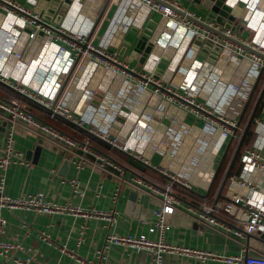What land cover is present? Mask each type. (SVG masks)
I'll return each instance as SVG.
<instances>
[{"label": "built area", "instance_id": "built-area-1", "mask_svg": "<svg viewBox=\"0 0 264 264\" xmlns=\"http://www.w3.org/2000/svg\"><path fill=\"white\" fill-rule=\"evenodd\" d=\"M107 1V8L118 6L114 13V15L118 14L117 19L111 18L110 20L108 39L113 31H116L113 35L115 37L118 32L131 25L142 31L144 24L151 22L154 15L159 16L158 24L152 31L159 46L157 54L153 57L155 59L152 69H149V74L141 73L130 67L128 61L118 57L106 44L95 45L89 40V35L85 31L68 27L64 21L61 24L53 23L54 26L29 7L18 5L11 0H0V6L7 13L13 11L17 13L14 19L15 25H11V37L19 43V45H12L9 55L3 59L2 50H0V60L2 63L4 61L14 62L15 68H19V64H22L24 69H29L30 74L36 76V79L35 77L33 79L39 84L32 85L28 81L19 80L8 82L3 78L2 71H0V82L6 83L23 98L45 109L49 117L58 116L73 123L110 148L127 153L142 164L166 176V181L150 185H147L140 176L134 175L129 178L136 187L149 189L160 199V206L152 211L153 225L158 231L157 239L150 240L141 234L138 236L110 235L106 240L108 243L129 246L136 251H149L150 259L145 264H163L164 255L169 253L193 257L197 261L195 264H206L209 259L221 260L227 264H264V254H249L244 248L243 253L223 256L199 249L172 246L163 241L167 229L166 216L176 210H182L190 215L196 226L201 229L209 225L229 231L238 238L264 235V101L253 119L254 139L251 143L243 145V153L240 155L242 163L240 174L231 175L229 187L218 200L210 203L202 202L194 205L180 199L175 194L174 184L188 189L191 188L190 184L179 178L171 169L160 164H153L135 142L137 127L147 125V131L143 133L141 139H149L153 132L151 125L154 123V115L163 114L171 120V124L164 128L165 134H167L166 130H170L176 141L177 139L185 140L189 134L195 133V137L201 140L205 136L208 144L209 140L217 135L218 143L214 145H218V150L222 148L224 142L234 137L236 116L242 111L244 101H248L254 83L261 78V88L264 85V30L250 26V18L244 15L242 18L245 22L240 21L244 23L243 29L250 27L254 29V34L243 36L237 30H241V25L235 27L232 25L233 21H228L230 26L226 27L217 22L215 15L209 16L204 11H195L183 0H82V2L63 0L56 1L57 7L53 14H55L54 17L62 20L65 16L64 5L67 2L84 3L85 5L98 4L97 7L101 9ZM226 1L228 3V0ZM238 1L231 0L230 2L233 3L232 6L235 4L238 6ZM245 1L247 4L244 7V14L250 11L251 13L260 11L258 10L260 0ZM77 11L81 13V10ZM260 15L264 18L263 13ZM79 18L82 17L79 16ZM117 23L119 27L114 29ZM76 24L74 23L73 26ZM262 24L264 25V22ZM173 35L177 36L175 43L171 41ZM30 44L36 46V60L28 65L19 59L25 47ZM5 45L10 46L11 44L5 40ZM92 55L102 62V66L93 61ZM165 57L169 58V61H176L173 67L170 64L172 70L169 71L168 76L166 72L159 71L157 67ZM57 60L62 65L58 68L57 77L54 78V75H51L54 73L52 63ZM35 64L41 72H37ZM181 65L186 66V72L179 88L174 89L168 84L174 85L170 78L181 71L176 72V67L180 68ZM189 67H192V70H189ZM98 68L111 75L113 80L101 82L99 78L94 79L95 74L90 79L92 71ZM68 74L70 76L66 81L64 76ZM181 74L183 75V71ZM4 76L8 78L7 75ZM133 77L140 79L139 87L135 89L136 84L132 82ZM230 81H233L232 86H229ZM30 82L33 80L31 79ZM114 86H117V89ZM147 86L151 87L149 91H147ZM207 87L210 88L208 91L204 89ZM112 89L117 90L116 95L106 98ZM211 90H216L213 95L214 98H218L214 100L216 104H209L205 100V97L211 98ZM232 93L244 96L246 99L242 102L240 100L241 103L236 107H229L227 97ZM100 94L101 102L98 107H95L90 101H96L95 97ZM136 96H138L137 99ZM220 97L224 98L222 102L219 100ZM134 101L138 108V113L135 115L137 119L134 120L133 117L129 124H126L129 115L121 107L133 106L134 109ZM175 103H179L182 107L180 111L194 121L192 125L182 122L180 128L172 126V117H169L168 111L173 106L176 107ZM72 106L85 110V115H76ZM0 109L3 110L4 117L8 121L4 154L0 156L1 169L24 162L14 146L15 127L18 123H23L34 134L47 136L57 145L71 150H79L82 155L72 162L76 169L82 168L86 162L84 156L90 155L100 169L111 167L119 171L118 177L123 179V167L107 155L90 147L87 138L77 141L62 133L26 111L19 99L0 100ZM120 117L124 118L123 123L119 122ZM197 119L203 121L202 127L195 124ZM144 134H146L145 137ZM164 143L162 141L159 146L153 145L152 150ZM167 146L164 145V148ZM154 153L150 152L151 155ZM25 164L28 165L27 162ZM1 180L0 209L9 207L33 210L38 213L67 212L74 214L79 212L67 206L48 202L40 192L19 197L2 195ZM70 184L76 190L77 184L73 181ZM116 195L117 192L113 194V200L116 199ZM83 216L102 218L111 223L114 221L115 211L93 210ZM5 223L0 213V235L4 233ZM199 232L201 233L202 230ZM13 247L12 243L0 241V256L8 254ZM14 263L33 264V261L16 259Z\"/></svg>", "mask_w": 264, "mask_h": 264}, {"label": "crops", "instance_id": "crops-1", "mask_svg": "<svg viewBox=\"0 0 264 264\" xmlns=\"http://www.w3.org/2000/svg\"><path fill=\"white\" fill-rule=\"evenodd\" d=\"M11 1L18 5L29 7L34 11V7L40 0ZM80 1L82 2V0ZM183 1L195 11H202L200 7L192 4L190 1ZM230 1L228 0L229 4L226 1L227 5L231 8V11H226V16L223 17L226 22L231 20L233 21L232 25L237 27L241 25L238 22H245L242 18L245 15L247 18H250V26L264 30L263 21H261L262 17H260V13L264 14V10H262L264 0H260V8L258 9L260 13L256 11L251 13L252 11H250L248 14H244V7L247 4L245 0H243L245 2L244 7L237 6L236 4L232 6L233 3ZM49 3L51 1H47L42 9H45ZM56 4L57 2L54 3V10L57 7ZM97 5L72 4L67 2L64 5L65 16L58 23L61 24L64 21V24L68 27H72L78 31H85L89 35V40L95 45L106 44L118 57L128 61L127 63L130 67L137 69L141 73L149 74V69H152L155 59L153 57L157 54L156 51L159 46L152 34V31L158 24L159 16L154 15L151 22L144 24L142 31L131 25L127 29L124 28L121 32H118L115 37L113 35L116 31H113L110 39H108V35H110L108 33L110 20L111 18L117 19L118 14L114 15V13L118 9V6L107 8L106 5L99 9ZM78 9L79 11L81 10V13H77ZM36 14H40L43 18L41 13ZM232 15L233 19H231ZM15 16H17L15 11L7 13L0 6V50H2V59L9 55V49L12 45H19L18 40L11 37V25H15ZM54 16L55 14L51 13L50 20H48L52 25L57 24L55 22L57 18ZM79 16L82 18H79ZM106 17H110V20L107 21ZM104 20L107 22L106 27H100ZM74 23H77L79 26L77 24L73 26ZM117 27H119V23H117L114 29H117ZM237 30L243 36L254 34V29L250 27ZM142 34L143 36L141 37ZM129 36L133 37V39L128 38ZM176 38V35L171 36V41L175 43ZM5 40L9 41L11 45L6 46ZM35 50L36 46L33 44L26 46L19 61L31 65L36 60V55H34V52L36 54ZM91 58L97 65H101L102 62L94 55ZM52 64L54 73L51 75H54L55 78L59 71L58 68L61 67L62 63L57 60ZM170 64L173 67L176 61H169V58L165 57L157 65L158 70L166 72V76H168L170 74L169 71L172 70ZM185 65H181L179 68V70L183 71V75L180 71L176 76L170 78L171 83L174 85H168L172 88L178 89L183 81L186 72ZM14 66V62L4 61L2 63L0 60V71L3 72V78L6 81L15 82L19 80L28 81L32 85L39 84L35 82L36 76L30 74L29 69H24L22 64H19V68H15ZM36 66L35 64V68H37ZM37 72H41L40 69L38 70L37 68ZM94 74L96 75L94 79L99 78L101 82L113 80L111 75L104 72L101 68L94 69L90 79ZM4 75H7L8 78ZM31 76L35 77V79H32L33 82H30ZM69 76V74L64 76L66 81ZM139 81L138 77L132 78V82L136 84V86L134 85V89L139 87ZM0 84L7 88L0 89V95L2 97L5 96L3 98L0 97V100L17 99L11 94V92L17 93L16 91L9 88L6 83L0 82ZM114 88L117 89V86H114ZM146 88L147 91L151 89L148 86ZM115 89L110 90L106 98L115 96L117 92ZM17 94L20 95L19 93ZM20 97L22 96L20 95ZM95 99L96 101H90V103L98 107L101 102V94L97 95ZM72 107L75 109L76 115H85V110L82 108ZM121 108L129 115L126 124H129L133 117L134 120L137 119L135 115L138 113V108L135 101L134 109L133 106H122ZM181 108L178 103L176 107L173 106L168 111L169 117H172V126L174 128H180L182 122L189 125H192L194 122L185 113L180 111L182 110ZM166 116L163 114L159 116L154 115V123L151 125L153 132L150 138L140 139L136 137L135 142L140 146L145 156L151 159L153 164H160L165 168L171 169L179 178L186 180L190 184V190L204 195L212 170L216 168L222 154V148L218 150V145H214L218 137L216 135L210 140L208 139L209 143L207 146L211 151L208 150L202 156L203 159L192 157L187 163L183 164L179 158L182 155L181 152L187 150L185 149L186 146L192 147L191 145L195 143L197 137H195V133H192L185 140L177 139L176 141L170 130H166L167 134H165V126L171 124V120L167 119ZM196 121L195 124L202 127L203 121L200 119ZM119 122L123 123L124 118L120 117ZM7 128L8 121L4 117L3 110L0 109V156L4 154L3 149ZM14 141L15 149L20 153L21 159L24 162L12 164L6 169L0 168V180L2 179L3 183L2 195L19 197L40 192L48 202L67 206L79 212L74 214L67 212L38 213L26 209L1 208L0 213L6 223L4 233L0 235V241L12 243L14 247L5 256H0V264H15L14 261L16 259H31L33 264H145L149 261V251H136L129 246L114 245L106 241L110 235L138 236L141 234L150 240H156L158 237V231L153 225L154 218L152 211L160 206V199L149 189L136 187L129 179L130 176L134 177V175H137L135 173L137 169L134 168V162L139 163V161L127 153L118 150L123 156L117 158L115 155V157L118 161L125 163L123 165L117 162L124 169L123 179H120L118 177L119 171L111 167L104 170L100 169L95 159L90 155H85L86 162L84 166L76 169L72 162L82 155L79 150H71L65 146L57 145L47 136L34 134L23 123L16 125ZM162 141L165 142L162 146L152 150L153 145L159 146L162 144ZM169 144H173L174 149H176L175 157L172 154V160L170 156L166 155L167 147L164 148V145ZM110 149L112 150L113 148ZM151 151L155 153L151 155ZM155 156H158V161H153V157ZM142 165L152 169L149 166ZM184 167H188V169L184 170ZM156 172L159 173L158 171ZM204 174H206L205 178H203ZM231 175L234 174L230 173L229 177ZM162 176L166 178V176ZM229 177L222 193L230 185ZM148 178L151 180H144L142 178L147 185L162 183L167 180L166 178L164 181L159 182L158 179L150 176ZM71 181L77 184L76 190L70 184ZM115 192H117V195L116 199L113 200ZM132 193H135L136 197L129 207L128 203L130 202ZM93 210H114V221L108 223V221L102 218L83 216L85 213H90ZM166 223L167 229L163 241L168 245L199 249L223 256L243 253V248L249 254H264V240L259 239V237L248 236L238 238L229 231L209 225H205L201 229L199 226H196L190 215L182 210H176L174 213L167 215ZM199 230H202V232L200 233ZM196 262L193 257H186L176 253L165 254L163 258V264H195ZM206 264L227 263L217 259H209L206 261Z\"/></svg>", "mask_w": 264, "mask_h": 264}, {"label": "trees", "instance_id": "trees-1", "mask_svg": "<svg viewBox=\"0 0 264 264\" xmlns=\"http://www.w3.org/2000/svg\"><path fill=\"white\" fill-rule=\"evenodd\" d=\"M0 89H7V88H5L4 86H2L0 84ZM257 90H258V88H256L255 91H257ZM11 94L14 97H16L17 99H20V101H21V103L24 106L26 111H28L31 114L35 115L36 117L40 118L42 121L46 122L47 124L55 127L56 129H58L62 133L69 135L70 137L74 138L77 141H81L83 138H87L89 140V146L90 147H92L96 151H99V152L107 155L108 157L112 158L115 161L117 160L118 157L123 156L120 152H118V150H116L114 148H113L114 150L113 149L111 150L107 144L100 141L99 139L92 136L91 134L87 133L85 130L77 127L74 124H72L71 122H69V121H67L61 117H58V116L55 118H51L48 116V113L45 111V109L41 108L37 104L33 103L32 101H30L26 98L20 97V95H18L15 92H11ZM0 97L3 98L5 96L2 97L0 95ZM254 97H255V93L252 95L250 102L254 99ZM263 101H264V99H263ZM253 138H254V134H253V129H252V125H251L243 145L251 143ZM235 147L236 146L234 144L232 145V143H231V145L229 146V148L227 150V153L224 156V159L221 163V166L217 172V175L214 178L212 185H211V187L207 193H205L204 195H201V194H198V193H196L190 189L184 188L183 186L174 184L175 194L180 199L184 200L185 202L191 203L194 205H199L202 202H209L210 203V202L214 201L216 194H217V191H218V188H219L221 181L224 177V174H225V172L229 166V163L232 159ZM109 150H111V151L109 152ZM115 155L117 158L115 157ZM124 157L127 158L126 156H124ZM239 159H240V155H238L236 158V161H235L233 168L231 170V174H236V175L240 174L241 169H242V164L240 163ZM116 162H119V163L125 165L124 162H121L118 160ZM134 166H135L134 168L137 169V171H135V173L137 175H139L140 177H142L144 180H151L150 178H148L149 176L154 178V179H158L159 182H162L166 179L161 174L157 173L156 171H153L152 169L143 166L140 162L139 163L134 162Z\"/></svg>", "mask_w": 264, "mask_h": 264}, {"label": "water", "instance_id": "water-1", "mask_svg": "<svg viewBox=\"0 0 264 264\" xmlns=\"http://www.w3.org/2000/svg\"><path fill=\"white\" fill-rule=\"evenodd\" d=\"M47 1H51V3H49V5H47L45 7V9H42L45 6ZM56 1L57 0H40L38 2V4L34 7V12L35 13H41L44 19L50 20V14L54 13V9L53 8H54V3H56ZM187 1H190L192 4H195L198 7H200L202 9V11L207 12L209 16L215 15L216 16V20H217L218 23L223 24L226 27L230 26V23L226 22L225 19L223 18L224 16H226V13H225L226 11H228V12L231 11V8L229 7V5H227L226 0H187ZM107 3H108V1L105 3L104 7L107 5ZM228 19L230 20V18H228ZM231 19H233V17H231ZM59 20H60V18L58 17L55 22L58 23ZM255 86H256V83H254V85H253L252 91H251V93L249 95V99H250V97H251V95H252V93H253V91L255 89ZM263 99H264V85H263V87L261 88V90L259 92L257 100H256V102H255V104L253 106V109H252V111L250 113V116H249V118H248V120L246 122V125H245V128L243 130V133H242L241 137L238 140V143H237V145L235 147L232 159H231V161L229 163V166H228V168H227V170H226V172L224 174V177H223V179L221 181V184H220V186L218 188V191H217V194H216V197H215L214 201L218 200L221 197V195H222V191L224 189L226 181H227V179H228V177H229V175L231 173V170H232L233 165H234V163L236 161V158H237V156H238V154L240 152L241 147L244 144V141H245V138L247 136V133H248V131H249V129H250L252 123H253V119L256 116V113H257V111H258ZM247 104H248V101L246 102V104H245L240 116L237 119L236 126L234 127V131L240 125V122H241L242 117L244 115V112H245ZM232 140H233V136L230 137L229 140L227 141V144H226L225 148L223 149V152L221 154V157L219 159V162H218L216 168L214 170H212L206 193L209 191V189H210V187L212 185V182H213L214 178L217 175V172H218V170H219V168L221 166V163H222V161L224 159L225 154L227 153V150H228L229 146L232 143ZM157 158H158V156L153 157V161H158ZM135 197H136L135 193H132V195L130 196V202L128 203L129 207L131 206V204L135 200ZM259 239L264 240V235H261L259 237Z\"/></svg>", "mask_w": 264, "mask_h": 264}, {"label": "rangeland", "instance_id": "rangeland-1", "mask_svg": "<svg viewBox=\"0 0 264 264\" xmlns=\"http://www.w3.org/2000/svg\"><path fill=\"white\" fill-rule=\"evenodd\" d=\"M237 4H238V6H240V7H244V5H245V2L243 1V0H239L238 2H237ZM97 8H99V7H97ZM112 8V7H111ZM262 10H264V7H263V9ZM264 15V14H263ZM106 20L108 21V20H110V17H106ZM261 21H263L264 22V18L262 17L261 18ZM238 23H240L241 24V29H243V26H244V23L243 22H238ZM106 25H107V22L104 20L103 22H102V24L100 25V27L101 26H103V27H106ZM128 38H130V39H133V37H128ZM34 55H35V52H34ZM189 70H192V67H189ZM188 70V71H189ZM179 71V67L177 66L176 67V72H178ZM194 71V70H193ZM192 71V72H193ZM34 72V70L32 69V73ZM208 72H210V71H208ZM34 77L33 76H31V79H33ZM62 80V79H61ZM256 86H255V89H254V91H253V93H252V95L255 93V97H254V99L250 102V100H251V98H252V95H251V97H250V99L248 100V104H247V106H246V109H245V112H244V115H243V117H242V120H241V122H240V125L236 128V130L234 131L235 133H234V137H233V140H232V145L234 144L235 146L237 145V143H238V140H239V138L241 137V135H242V133H243V130H244V128H245V125H246V122H247V120H248V118H249V116H250V113H251V111H252V109H253V106H254V104H255V102H256V100H257V97H258V94H259V92H260V90H261V84H262V79L260 78L259 80L257 79L256 80ZM233 85V81H230V83H229V86H232ZM253 88V87H252ZM252 88H251V90L250 91H252ZM256 88H258V90L257 91H255L256 90ZM204 89H206V91H208L210 88L209 87H207V88H204ZM214 93H216V90H211V92H210V97L211 98H207V97H205V100H207V102L209 103V104H216V103H214V100L216 99V100H218V98H214ZM246 98H244V96L242 97V96H240V95H238V94H235V93H232L229 97H227V104H228V106L229 107H236L237 105H239L242 101H244ZM221 102H222V100H224V98L223 97H220V99H219ZM241 100V102H239ZM246 101L247 100H245L244 102L245 103H243V107L245 106V104H246ZM250 103V104H249ZM249 105V106H248ZM243 107H242V110H243ZM242 112V111H241ZM241 112H240V114H241ZM247 112V113H246ZM240 114L238 113V115L236 116V121H237V117H239L240 116ZM254 128H255V124L253 123L252 124V129L254 130ZM145 131H147V125H145L144 127H137V129H136V131H135V137H138V138H140L141 139V137H143V133H145ZM129 134V133H128ZM146 136V134H144V137ZM254 139V138H253ZM229 140V139H228ZM175 143V142H174ZM173 143V144H174ZM216 143H218V140L217 141H215V144ZM173 144L172 145H168L167 146V148H166V155L167 156H170V158L172 159V154L174 155L173 157H175V154H176V149H174V146H173ZM224 144V147H222V150H221V153L223 152V149L225 148V146H226V144H227V141L226 142H224L223 143ZM192 147H190V146H186L185 147V149H187V150H184V151H182L181 152V156L179 157L180 158V160L183 162V164H185V163H187L192 157H197V158H201V159H203V155L205 154V153H207L208 152V150H210V148L207 146V142H206V137L205 136H203L202 137V140L200 139V138H197L196 139V141H195V143L194 144H192L191 145ZM213 146V145H212ZM243 147L244 146H242L241 147V149H240V152H239V154L238 155H241L242 153H243ZM235 149V148H234ZM211 151V150H210ZM168 153V154H167ZM169 153H171V154H169ZM188 169V167H184V170H187ZM206 177V174H204L203 175V178H205ZM209 179H210V177H209Z\"/></svg>", "mask_w": 264, "mask_h": 264}, {"label": "bare ground", "instance_id": "bare-ground-1", "mask_svg": "<svg viewBox=\"0 0 264 264\" xmlns=\"http://www.w3.org/2000/svg\"><path fill=\"white\" fill-rule=\"evenodd\" d=\"M210 153V152H209Z\"/></svg>", "mask_w": 264, "mask_h": 264}]
</instances>
